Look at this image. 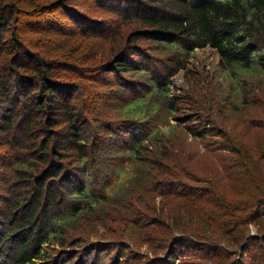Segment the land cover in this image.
<instances>
[{
  "label": "rangeland",
  "instance_id": "rangeland-1",
  "mask_svg": "<svg viewBox=\"0 0 264 264\" xmlns=\"http://www.w3.org/2000/svg\"><path fill=\"white\" fill-rule=\"evenodd\" d=\"M38 1L45 5L43 11L56 7L51 19L36 12H20L11 26L20 29L26 48L50 61L61 81L75 87L73 102L85 121L82 137L94 158L85 174L71 164L65 167L73 170L74 177L67 175L66 180L56 181L61 184L60 197L66 199L60 203L59 213L66 209L69 214L68 208L74 205L81 209L65 224L61 234L67 239L65 245L58 246L53 240L49 260L74 257L75 264L76 259L83 262L88 256L92 261L95 253L101 252L98 264H264V201L260 195L255 209L241 218L238 216L244 211H234L219 201L216 208L210 200L202 204L205 215L183 208L170 211L155 190V178L164 169L155 167L154 151L145 147L136 153L140 144L155 150L159 132L168 151L179 147L195 153L197 148L204 150L190 141V134L185 138L182 128L186 125L191 133L197 131L198 120L206 121L210 109V117L220 121L241 144H247L249 152L264 148V75L258 69L243 70L240 65L223 66L209 45L186 52L178 44L136 40L135 32L145 28L136 15L154 13L159 0H60L49 5L46 0ZM62 3L95 25L81 28L79 21L66 16ZM55 20L58 25L52 23ZM117 56L129 61L128 70L106 72ZM245 95L247 105L242 104ZM185 117L179 126L178 120ZM17 129L13 127L8 134L0 131L2 138L7 135L0 143V195L9 186L7 181L18 186L24 183L13 176L20 166L11 159L15 149L10 140L18 134ZM181 137L189 144H180ZM214 148L210 147L211 155L197 154L192 169L201 177L214 173L220 198L231 205L248 199L250 194H239L235 183L240 182L235 178L238 172H243L239 167L244 162L241 153L228 147L220 151ZM230 159L237 164L234 176L231 169H225ZM69 160L82 170L74 155ZM260 161L264 170V160ZM21 168L33 170L29 164ZM84 183L91 188L89 195L96 198L89 197L91 205L76 192ZM208 215L214 218L212 227L200 217ZM77 239L79 248L72 245ZM120 244L126 248L123 254Z\"/></svg>",
  "mask_w": 264,
  "mask_h": 264
},
{
  "label": "trees",
  "instance_id": "trees-1",
  "mask_svg": "<svg viewBox=\"0 0 264 264\" xmlns=\"http://www.w3.org/2000/svg\"><path fill=\"white\" fill-rule=\"evenodd\" d=\"M46 1L49 5L60 0ZM159 1L160 5L154 13L136 15L145 26L135 32L136 40L145 38L170 45L178 44L186 52L209 45L216 50L223 66L240 65L243 70L258 69L264 75V0ZM43 6L38 0L0 1V131L8 134L13 127L18 126V134L10 140L15 149L10 158L20 165L16 166L13 176L16 180L24 181L21 186L7 181L9 186L3 188L5 194L0 195V264H36L37 261H41L39 264H74V257V260L65 256L49 260L51 255L48 249L54 244L53 240H57L58 246L65 245L67 239L61 236L65 224L81 209L79 205H74L68 208L69 214L65 213L66 209L59 213L60 203L66 199L60 197V182L56 181L66 180L67 175L74 177L71 175L73 170L68 169L71 164L75 167L73 169L85 174L94 159L82 137L85 121L78 116L73 102L75 87L61 81V75L50 61L26 48L20 40V29L14 30L11 26L16 23L20 12L26 15L36 12V15L50 18V13L56 7L43 11ZM62 7L66 16H70L74 22H80L81 28H87L89 23L95 25L88 17L79 18L75 9L65 3H62ZM58 22L52 21L54 25H58ZM129 66L127 59L117 56L105 71L128 70ZM248 102L245 95L242 104L247 105ZM170 107L173 110V102ZM235 110L238 111L237 108ZM211 112L210 109L212 117ZM210 116L206 121L200 118L197 122L199 129L193 133L188 131L186 125L182 128L186 131L185 138L197 142L204 150L197 148L195 153L193 150L182 151L179 147L176 151H168V147L163 146V135L159 132L155 135V150L140 144L136 153L145 147L147 151H154L155 167L164 169L155 178V190L165 208L168 207L170 211L177 208L197 210L204 214L202 204L210 200L214 201L216 208L221 204L229 209L234 207V211H244L238 216L241 218L255 209L254 203L261 201L258 195L264 201V184H259L264 181V170L260 168V160H264V148L249 152L247 144H241L220 121ZM186 117L182 121L178 120L177 124L181 126ZM247 128H251L250 122H247ZM6 134L3 138L0 134V143L2 139H7ZM187 134L191 136L188 138ZM181 138L180 144H189ZM212 145L219 151L228 147L227 150L241 153L244 162H240L239 167L243 172H238L235 178L239 177L237 181L240 182L235 183L238 184L239 194H250L248 199H241L239 203L231 205L230 201L220 198L214 173L201 177L192 169L197 154L207 152L206 156L211 155ZM72 155L81 163L82 170L73 161L69 163ZM24 164L31 165L30 169L33 170L21 168ZM235 165L230 159L225 167L233 171V176ZM217 170L220 173V168L216 167ZM224 177L230 178L231 175ZM90 189L84 183L76 191L89 205L93 203L89 197L95 198L89 195L92 192ZM200 217L206 226L214 225L212 216ZM72 245L79 248V240ZM125 249L124 244H120L119 252L123 254ZM100 253L96 252L92 261L89 256L83 262L76 259L75 264H98Z\"/></svg>",
  "mask_w": 264,
  "mask_h": 264
}]
</instances>
